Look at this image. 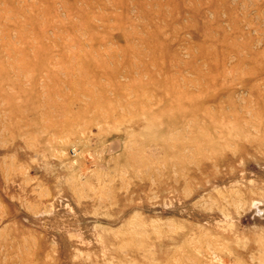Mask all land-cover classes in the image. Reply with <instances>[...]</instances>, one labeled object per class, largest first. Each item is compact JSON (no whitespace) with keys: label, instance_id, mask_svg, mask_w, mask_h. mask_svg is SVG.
<instances>
[{"label":"rangeland","instance_id":"1","mask_svg":"<svg viewBox=\"0 0 264 264\" xmlns=\"http://www.w3.org/2000/svg\"><path fill=\"white\" fill-rule=\"evenodd\" d=\"M0 264H264V0H0Z\"/></svg>","mask_w":264,"mask_h":264}]
</instances>
